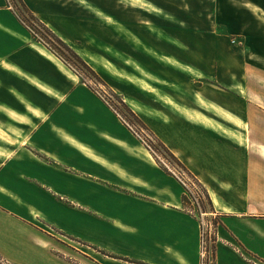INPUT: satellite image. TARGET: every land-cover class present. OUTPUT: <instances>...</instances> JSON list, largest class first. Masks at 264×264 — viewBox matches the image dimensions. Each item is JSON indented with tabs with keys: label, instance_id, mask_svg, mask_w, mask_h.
<instances>
[{
	"label": "crops",
	"instance_id": "1",
	"mask_svg": "<svg viewBox=\"0 0 264 264\" xmlns=\"http://www.w3.org/2000/svg\"><path fill=\"white\" fill-rule=\"evenodd\" d=\"M24 1L94 70L135 87L113 89L205 185L211 212L227 218L215 264H260L245 252L260 259L262 231L244 230L264 219V147L243 115L252 107L247 77L263 73L248 57H264V0ZM248 32L251 43L232 39ZM105 53H125L132 68ZM184 192L0 0V264H90L72 251L93 264H201L202 223Z\"/></svg>",
	"mask_w": 264,
	"mask_h": 264
},
{
	"label": "rangeland",
	"instance_id": "2",
	"mask_svg": "<svg viewBox=\"0 0 264 264\" xmlns=\"http://www.w3.org/2000/svg\"><path fill=\"white\" fill-rule=\"evenodd\" d=\"M248 34L250 36H245V35L241 34L238 36V38H237V36L234 35L232 39L236 40V42L241 44V45H243V44L246 45V44L252 42V39L254 38V35H255L253 32H248ZM261 37H264V32H261ZM245 38L249 39L250 42L247 43V41H246V44H245V40H244ZM125 47H126L125 49L128 50V47L127 46H125ZM247 47L248 46H246V49H248ZM127 54L132 55L136 58H139L141 61H143L145 64H147L150 67L162 69V67L158 63H156L151 58L141 54V52H139V51L128 50ZM251 54H252V52H251ZM105 57H106V59L112 60L115 64H117L119 66H123V67L130 68V69L132 68L130 65L125 63V57H126L125 53H123V54L120 53V55H114V56H113V54H109V53L106 54L105 53ZM248 58L250 60L249 63H251L250 64L251 69H252V65L254 62H255L254 64H256L257 67H258V63L260 62L261 63V69L260 70H262L263 73L262 72L257 73V74L250 73V75H248V77H247L246 81L248 83V86L250 85V89H248V87L246 86L245 92L250 96V99H251L250 102H251L252 107H247L249 111H246L244 113L243 117L248 122V131L247 132H248L250 139H252L258 147L259 146L264 147V57L260 58L257 53H254L253 56L249 55ZM104 61H107V60H104ZM97 62L102 63V61H97ZM97 62H91V63H93L96 66ZM80 67L81 68H79L80 69L79 71H81V74L84 77L85 83L87 85L91 86L92 88H94V90H96L106 101H110L112 104H116V105L118 104L120 109L127 114V112L123 109V105L120 104L117 97L114 95L116 93V91L113 88L118 87L119 89H121L122 91H124L126 93H136L135 87H133L132 85L126 84V83L119 82V81H117L111 77H108L107 75L102 73L99 69L95 70L97 75H93L90 71H88L82 65H80ZM96 67L100 68L99 66H96ZM256 72H258V69L256 70ZM107 74H109V73H107ZM134 76L137 77L138 75L134 74ZM139 76H141V75H139ZM147 78H149V77H147ZM151 82H153V81L151 80ZM153 83L156 84L155 82H153ZM156 85H158V84H156ZM119 96L122 97L121 95H119ZM139 96L142 97L144 100L148 101L149 103L157 105L156 101H154L153 99H151L147 96H143V95H139ZM126 97H130V96L126 95L125 98ZM125 102L127 103L126 99H125ZM127 104L129 105V103H127ZM129 118L132 120L131 121L132 128L137 130L141 134H145V132L143 130H141L137 119L133 118L130 115H129ZM163 160L165 161V159H163ZM170 167H172V170L176 171L178 174L176 167H174L172 165H170ZM181 174L183 175L182 176L183 180L186 181V184H187L189 191L193 194V196L197 195L196 193L198 191V188H197L196 184H194L193 181L185 173H181ZM181 174H180V176H181ZM188 194H189V192H188ZM189 196H190V198L192 197L191 195H189ZM261 210L264 211V208H262ZM207 213H208L207 217L212 218V220L215 221L214 223L216 225H218V224L220 225L221 222L223 223V219H225V220L227 219L226 216H219V215L214 214L213 212L210 211L209 208H208ZM261 218H264V217H261ZM258 222H259V225L256 224V222H255V224H251V223L247 224L246 229L244 230L245 234L248 235L249 237H251L253 231L261 230L262 235L264 236V219H262L261 221H258ZM213 240L218 241L217 236H215V237L213 236ZM227 240L233 242L234 244H237V242L234 239L230 238ZM260 241H261V245H262V247H261L262 254H260V256H259L260 259L253 258L247 252H245V254L248 256V258L254 259L260 264H264V238H262ZM214 244L216 245V242ZM214 244H213V246H214ZM77 245L92 251L91 248H89L86 245H82L79 242H77ZM212 250L214 251L213 248H212ZM213 251H212V255L210 257L211 261H209V264L215 263V257H214ZM242 251H244V250L242 249ZM72 253L74 254V256H78L79 258L85 260L86 262L93 264L92 260L90 258H88L87 255H81L80 253H77L74 251H72Z\"/></svg>",
	"mask_w": 264,
	"mask_h": 264
},
{
	"label": "trees",
	"instance_id": "3",
	"mask_svg": "<svg viewBox=\"0 0 264 264\" xmlns=\"http://www.w3.org/2000/svg\"><path fill=\"white\" fill-rule=\"evenodd\" d=\"M7 2L8 5L13 8L20 21L30 30L34 39L42 42L46 47H48V49H50L58 57H60L71 69H73L81 77L84 82V77L82 76L81 71H79V68H81L80 65L85 67L93 75H97L96 71L68 43H66L34 12H32V10L28 7L24 0H7ZM114 95L117 97L120 104L123 105V109L127 112V114L120 109L118 104L116 105L112 104L110 101H106L108 105L130 127L133 133L140 138L143 144L150 150L158 164L168 173L174 174L185 187V192L182 197L185 208L187 210L189 209V207L194 208L193 201H195L196 205L203 212H208V208L210 209V211H215L210 194L205 185L200 181V179L180 160V158H178V156L168 147V145L126 104L122 97H120L117 93H115ZM129 115L137 119L141 130H143L145 134H141L140 132L132 128V120L129 118ZM163 159H165V161ZM170 165L176 167L179 172L185 173L193 181V183L196 184L198 188L197 192L200 194L198 200H196L197 197L195 195L193 196V194L189 191L186 181H184L176 171H173ZM189 195H191L192 197L190 198ZM213 249V254L215 257V244L213 246ZM201 264H209V260H204L202 258Z\"/></svg>",
	"mask_w": 264,
	"mask_h": 264
},
{
	"label": "built area",
	"instance_id": "4",
	"mask_svg": "<svg viewBox=\"0 0 264 264\" xmlns=\"http://www.w3.org/2000/svg\"><path fill=\"white\" fill-rule=\"evenodd\" d=\"M178 171V170H177ZM178 174L180 175L181 172L178 171ZM183 175L181 174V177ZM183 179V178H182ZM185 181V180H184ZM197 195H195L197 198L196 200H198L200 197V194L197 192ZM194 204V208H189L188 210L190 212H193L194 214L196 213L202 223V256L204 260H209L211 261V255H212V246L215 242H217L216 240H213V236H217V238H220V234L217 231L218 225H216L214 223L213 220L208 219L207 217V212H203L195 203V201H193ZM216 229V230H215Z\"/></svg>",
	"mask_w": 264,
	"mask_h": 264
}]
</instances>
